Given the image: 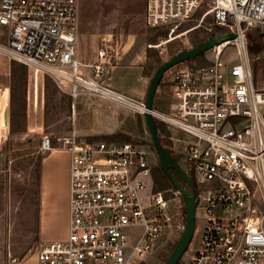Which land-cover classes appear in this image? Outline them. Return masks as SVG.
<instances>
[{
    "label": "built area",
    "instance_id": "2783aa9c",
    "mask_svg": "<svg viewBox=\"0 0 264 264\" xmlns=\"http://www.w3.org/2000/svg\"><path fill=\"white\" fill-rule=\"evenodd\" d=\"M79 9V0H0V54L31 70L36 85L51 72L73 108L82 97L99 96L145 115L146 101L103 81L109 40L102 39L92 70L78 61ZM201 11L199 26L212 15L237 38L214 47L208 64L179 67L169 80L170 108L151 113L166 126L177 163L196 186L197 211L205 213L189 264H264V90L255 87L246 58L249 31L264 33V0H146V25L169 31V39L149 47L190 32L177 34ZM229 44L241 57L232 65L220 58ZM5 89L6 123L10 88L0 83V100ZM55 149L70 154L69 233L44 242L37 264H165L158 254L185 230L183 196L175 187L154 190L149 153L130 142L81 141L75 132L43 134L39 151Z\"/></svg>",
    "mask_w": 264,
    "mask_h": 264
},
{
    "label": "rangeland",
    "instance_id": "374dc122",
    "mask_svg": "<svg viewBox=\"0 0 264 264\" xmlns=\"http://www.w3.org/2000/svg\"><path fill=\"white\" fill-rule=\"evenodd\" d=\"M80 1L79 4H81ZM83 1L81 5L83 16H85L89 5L96 14L94 15L95 27L100 29L101 34H112L114 37L123 40L124 43L128 39H135L138 47L145 46V43L156 46L161 40L169 39L167 28L150 27L144 22L146 0ZM201 15L202 11L192 20L186 22L177 34L192 29L190 32L158 49L148 47L146 68L151 74L157 70L158 64L168 61L179 51L189 50L199 45L198 43L208 36L209 28H218L212 15L207 16L202 25L199 26ZM84 20H86V17H84ZM79 32L80 47H87L93 36L87 33L86 28L81 25V21ZM253 33H257V31L252 29L248 34ZM2 43L4 44V42ZM262 43L263 50L258 56L248 52L246 58L253 73L255 87L264 90V36L262 37ZM237 52L236 46L229 44L223 49L220 58L229 65L238 63L241 57ZM214 58V52L208 51L203 57L193 60L189 64L205 65ZM14 64L18 67L17 71L24 66L0 54V83L8 85L10 88L9 133L7 134L8 125L5 127L6 129L0 132L2 138L6 137L0 145V264H34V261L37 260L36 253L45 242L41 239L40 230L47 211L45 207L46 196L42 194V187L38 194V188L35 185L34 165H31L28 169L17 168V162L22 157L18 156L19 153L27 154L26 156L30 155L31 158L35 156V162L37 155L47 156L49 154H42L39 151L41 137L45 133L58 136L75 132L79 140L85 142H90V137H95L91 139L92 143L100 142L97 137L105 136L107 138L101 139L102 141L130 142L140 145L149 153L154 190H174V186L160 168L159 158L143 114L133 108H128L99 96L82 97V99L89 98L84 99L85 101L79 100L76 107L73 108L71 96L60 90L57 79L53 74H50L51 72H44V75H40L38 85H36L33 72L26 67L25 108L27 130L24 134H11L10 101ZM176 71L177 69H173L165 75L163 86L157 92L153 108L158 110H168L170 108L172 84L169 80ZM66 83L67 90H69L71 85L69 82ZM120 85L127 84L121 83ZM115 90L120 92L117 89ZM4 92L6 100L4 105L6 108L9 90L5 89ZM35 92H37L38 104H35ZM120 93L136 102L146 101V99ZM165 95L170 100H164ZM172 133L177 137L186 138L184 133ZM10 141L14 144H12V149L8 150L6 145ZM169 147L176 156L171 148L172 146ZM176 148H178V145ZM16 156L18 158H15ZM180 166L184 168L183 163H180ZM172 173L173 175L176 174L174 171ZM183 184L186 186L185 182ZM182 201L186 224V206L183 198ZM57 207L58 217L61 220L63 203L60 202ZM204 218V211L198 209L194 237L179 264H189L191 262L194 250L200 245ZM182 234H175V237H171L173 241H167L164 251L158 254L160 260L166 263Z\"/></svg>",
    "mask_w": 264,
    "mask_h": 264
},
{
    "label": "crops",
    "instance_id": "0c3cea01",
    "mask_svg": "<svg viewBox=\"0 0 264 264\" xmlns=\"http://www.w3.org/2000/svg\"><path fill=\"white\" fill-rule=\"evenodd\" d=\"M82 1H80L79 23L81 21V25L86 28L87 33L92 34L93 39L90 40L87 47H80V38H78V61L85 70H92L89 65H95L100 60L98 58V50L102 39L109 40L111 58L107 61L102 60L104 83L122 93L146 99L155 73L151 74L146 68L150 43L149 45L145 43V46L138 47L135 39H128L124 43L123 40L114 37L112 34H101L100 29L95 27L96 20L94 15L96 14L89 5L85 16H83L84 13L81 10ZM145 11L146 8L144 9V15ZM84 17H86V20H84ZM121 83H126L127 85H120ZM87 98L84 99L86 100ZM84 99L81 98L80 101H85ZM69 165L70 154L63 150L52 151L42 161V194L46 196L45 207L47 211L42 220L40 235L45 242L63 240L69 233ZM60 202L63 203L61 220L58 217L57 207ZM34 264H37V260L34 261Z\"/></svg>",
    "mask_w": 264,
    "mask_h": 264
},
{
    "label": "water",
    "instance_id": "95a60500",
    "mask_svg": "<svg viewBox=\"0 0 264 264\" xmlns=\"http://www.w3.org/2000/svg\"><path fill=\"white\" fill-rule=\"evenodd\" d=\"M261 35L264 36V33H261ZM236 38L237 35L233 32H228L225 34H215L192 49L179 51L174 57L164 62L157 68L153 75L152 82L146 97L147 112L145 113L144 117L150 132L154 148L159 158L160 168L167 176L170 183L181 193L186 206L185 230L177 246L175 247L165 264H178L184 254L187 252L192 242L196 230L197 197L192 180L181 169L177 161L169 153L166 152L165 148L161 144L155 119L151 113L154 106V99L156 93L158 92L159 84L164 74L169 69L182 62L194 59L200 56L202 53H207L214 47L219 46L227 41H232ZM5 120L6 123H9V110H7L6 112ZM172 171L177 174L179 179L175 178ZM183 182L186 183V186L183 184Z\"/></svg>",
    "mask_w": 264,
    "mask_h": 264
},
{
    "label": "trees",
    "instance_id": "16d2710c",
    "mask_svg": "<svg viewBox=\"0 0 264 264\" xmlns=\"http://www.w3.org/2000/svg\"><path fill=\"white\" fill-rule=\"evenodd\" d=\"M226 30L224 28H212V31L208 33V36L204 39H202L198 44L203 43L205 40H207V38H209L212 35L215 34H225ZM262 35L260 32L257 31V33H253L251 35H248V51L255 56H258L262 50H263V43H262ZM205 55V53H202L200 56L188 60L186 62H182L174 67H172L171 69H169L163 76L160 84H159V89H161V87L163 86L164 80H165V75L173 70V69H178L179 67L193 61V60H197L201 57H203ZM161 64H158L157 68L160 66ZM17 65L14 64L13 65V73H12V93H11V101H10V123H11V134L13 135H17V134H24L27 130V124H26V66H22L19 68V70L17 71ZM18 86V88H17ZM18 93V94H17ZM157 96V93H156ZM155 96V98H156ZM71 98V97H70ZM168 97L165 95L164 100H167ZM170 100V99H168ZM155 102V99H154ZM169 102V101H168ZM168 105V104H167ZM170 105V103H169ZM155 123L159 132V137H160V141L162 146L165 148L166 152L169 153L177 162H178V158L174 155V153L170 150L169 148V141L166 139V135L168 134V131L166 129V126L161 123L160 121L155 119ZM95 137H90L89 138V143L91 142V139H94ZM98 139H100V141H102L101 139H105L107 137L105 136H98ZM105 141V140H103ZM99 142V141H98ZM12 141H10L7 145L6 148L8 150L12 149ZM14 148V147H13ZM27 154H18V156H22L18 162H17V168H23V169H28L31 165H34V174H36V180H35V185L38 188V194L40 193V189L42 187V161L43 159L46 157L45 155H37L36 156V162L35 160V156L33 158H31L30 155L26 156ZM18 156H16L15 158H18ZM175 178L179 179V177L177 176V174L174 175ZM195 186V184H194ZM196 188V186H195ZM186 210V208H185ZM186 213V212H185ZM178 244V243H177ZM176 244V246H177ZM175 246V247H176Z\"/></svg>",
    "mask_w": 264,
    "mask_h": 264
},
{
    "label": "bare ground",
    "instance_id": "6f19581e",
    "mask_svg": "<svg viewBox=\"0 0 264 264\" xmlns=\"http://www.w3.org/2000/svg\"><path fill=\"white\" fill-rule=\"evenodd\" d=\"M4 102H6L5 92H3V95H2L1 100H0V108L3 109V111L6 109ZM6 126H7V124L5 123V121L2 119V117H0V132L3 131L4 129H6L5 128ZM55 150H57V149H55Z\"/></svg>",
    "mask_w": 264,
    "mask_h": 264
}]
</instances>
